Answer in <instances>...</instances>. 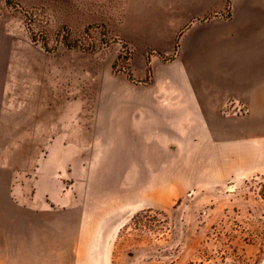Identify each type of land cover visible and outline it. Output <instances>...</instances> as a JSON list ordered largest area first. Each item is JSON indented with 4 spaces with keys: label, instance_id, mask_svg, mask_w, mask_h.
Masks as SVG:
<instances>
[{
    "label": "crops",
    "instance_id": "obj_1",
    "mask_svg": "<svg viewBox=\"0 0 264 264\" xmlns=\"http://www.w3.org/2000/svg\"><path fill=\"white\" fill-rule=\"evenodd\" d=\"M154 38L164 53L151 57L152 75L146 67L142 85L123 87L121 154L68 149L59 135L43 137L36 156L34 91L20 106L0 87L5 261L112 264L119 218L106 201L139 202L164 188V174L171 189L264 186V0H234L229 17L191 19ZM102 175H121L122 189L109 192Z\"/></svg>",
    "mask_w": 264,
    "mask_h": 264
},
{
    "label": "rangeland",
    "instance_id": "obj_2",
    "mask_svg": "<svg viewBox=\"0 0 264 264\" xmlns=\"http://www.w3.org/2000/svg\"><path fill=\"white\" fill-rule=\"evenodd\" d=\"M233 5L234 0H0V87L20 106L34 91L36 156L47 150L43 137L59 135L68 149H93L100 158L121 154L123 87L142 85L148 56L163 52L154 35L191 19L229 17ZM18 112L25 133L26 110ZM102 176L109 179V192L122 189L114 180L121 175ZM169 178L164 174V188L147 189L139 202L131 197L127 205L117 194L106 201L119 218L111 225L119 233L112 264H264V186L171 189ZM3 258L0 264H10Z\"/></svg>",
    "mask_w": 264,
    "mask_h": 264
},
{
    "label": "trees",
    "instance_id": "obj_3",
    "mask_svg": "<svg viewBox=\"0 0 264 264\" xmlns=\"http://www.w3.org/2000/svg\"><path fill=\"white\" fill-rule=\"evenodd\" d=\"M166 59H171V57H166ZM148 73L149 75H152V67H151V60H150V56H148Z\"/></svg>",
    "mask_w": 264,
    "mask_h": 264
},
{
    "label": "built area",
    "instance_id": "obj_4",
    "mask_svg": "<svg viewBox=\"0 0 264 264\" xmlns=\"http://www.w3.org/2000/svg\"><path fill=\"white\" fill-rule=\"evenodd\" d=\"M263 183H264V180H263Z\"/></svg>",
    "mask_w": 264,
    "mask_h": 264
}]
</instances>
